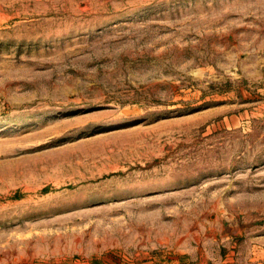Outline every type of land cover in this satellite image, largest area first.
<instances>
[{
    "label": "rangeland",
    "instance_id": "obj_1",
    "mask_svg": "<svg viewBox=\"0 0 264 264\" xmlns=\"http://www.w3.org/2000/svg\"><path fill=\"white\" fill-rule=\"evenodd\" d=\"M0 264H264V0H0Z\"/></svg>",
    "mask_w": 264,
    "mask_h": 264
}]
</instances>
